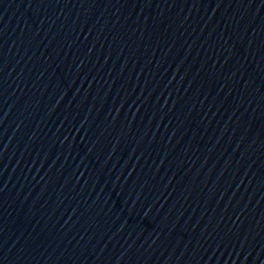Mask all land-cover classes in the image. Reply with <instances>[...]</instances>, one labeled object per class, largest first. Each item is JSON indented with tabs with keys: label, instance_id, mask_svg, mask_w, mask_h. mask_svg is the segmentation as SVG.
Wrapping results in <instances>:
<instances>
[{
	"label": "water",
	"instance_id": "95a60500",
	"mask_svg": "<svg viewBox=\"0 0 264 264\" xmlns=\"http://www.w3.org/2000/svg\"><path fill=\"white\" fill-rule=\"evenodd\" d=\"M0 264H264V0H0Z\"/></svg>",
	"mask_w": 264,
	"mask_h": 264
}]
</instances>
